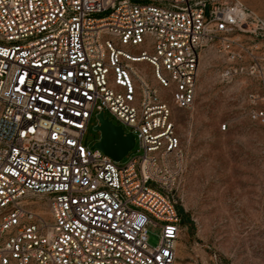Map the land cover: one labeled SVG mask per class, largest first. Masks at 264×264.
Returning a JSON list of instances; mask_svg holds the SVG:
<instances>
[{
  "label": "built area",
  "instance_id": "obj_1",
  "mask_svg": "<svg viewBox=\"0 0 264 264\" xmlns=\"http://www.w3.org/2000/svg\"><path fill=\"white\" fill-rule=\"evenodd\" d=\"M263 32L240 0H0V264H175L173 108L204 47L236 61V35ZM100 111L135 137L123 164L82 143Z\"/></svg>",
  "mask_w": 264,
  "mask_h": 264
},
{
  "label": "rangeland",
  "instance_id": "obj_2",
  "mask_svg": "<svg viewBox=\"0 0 264 264\" xmlns=\"http://www.w3.org/2000/svg\"><path fill=\"white\" fill-rule=\"evenodd\" d=\"M240 1L264 19V0ZM236 38V61L219 44L201 50L195 101L173 108L183 170L172 197L189 217L175 264H264V120L253 117L264 109V32ZM237 64L244 72L226 77ZM96 123L94 114L83 145L99 139ZM139 152L136 142L118 162ZM146 233L157 245L160 227L149 224Z\"/></svg>",
  "mask_w": 264,
  "mask_h": 264
},
{
  "label": "water",
  "instance_id": "obj_3",
  "mask_svg": "<svg viewBox=\"0 0 264 264\" xmlns=\"http://www.w3.org/2000/svg\"><path fill=\"white\" fill-rule=\"evenodd\" d=\"M96 119L94 129L98 130L100 135L91 147L120 161L135 145L133 133L126 132L120 124L114 123L103 111L97 113Z\"/></svg>",
  "mask_w": 264,
  "mask_h": 264
},
{
  "label": "trees",
  "instance_id": "obj_4",
  "mask_svg": "<svg viewBox=\"0 0 264 264\" xmlns=\"http://www.w3.org/2000/svg\"><path fill=\"white\" fill-rule=\"evenodd\" d=\"M178 212L181 215V223L182 224H186L187 222H189L188 215L186 213H184L181 208H178Z\"/></svg>",
  "mask_w": 264,
  "mask_h": 264
}]
</instances>
